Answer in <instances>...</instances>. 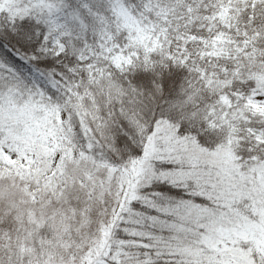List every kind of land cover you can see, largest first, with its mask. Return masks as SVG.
<instances>
[{
	"label": "snow or ice",
	"instance_id": "snow-or-ice-1",
	"mask_svg": "<svg viewBox=\"0 0 264 264\" xmlns=\"http://www.w3.org/2000/svg\"><path fill=\"white\" fill-rule=\"evenodd\" d=\"M0 264H264V0H0Z\"/></svg>",
	"mask_w": 264,
	"mask_h": 264
}]
</instances>
